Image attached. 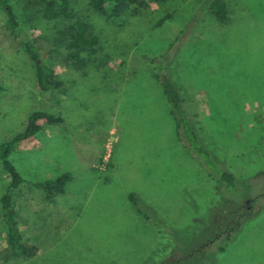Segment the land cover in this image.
Returning a JSON list of instances; mask_svg holds the SVG:
<instances>
[{"label":"rangeland","instance_id":"rangeland-1","mask_svg":"<svg viewBox=\"0 0 264 264\" xmlns=\"http://www.w3.org/2000/svg\"><path fill=\"white\" fill-rule=\"evenodd\" d=\"M212 1L149 0L119 28L90 0H70L74 18L56 21L38 0H11L22 36L46 46L43 60L65 83L49 93L39 90L35 64L0 9V143L34 111L54 113L62 122H41L11 159L29 181L72 175L51 200L31 188L17 194L23 240L35 254L15 257L1 207L9 176L0 165V264H264V0H224L225 25L211 15ZM77 23L98 44L70 60L76 52L63 34ZM172 44L170 77L199 106L200 138L236 175V191L176 136L152 62ZM255 197L263 211L220 253L225 241L216 233L231 231ZM247 212L242 222L256 214Z\"/></svg>","mask_w":264,"mask_h":264},{"label":"trees","instance_id":"trees-1","mask_svg":"<svg viewBox=\"0 0 264 264\" xmlns=\"http://www.w3.org/2000/svg\"><path fill=\"white\" fill-rule=\"evenodd\" d=\"M149 0H90V7L99 15L106 18L119 28H124L126 25L125 17H136L139 12V7L144 6ZM38 3L43 7V14L47 20H71L74 18L70 0H38ZM0 9L4 12L6 23L11 31L20 36L23 45L29 54L31 60L35 64L36 69V83L42 93H49L62 90L65 86L63 80L59 78L56 70L49 66L44 60L43 56L46 53V46L39 40H30L21 34L20 24L15 15L11 0H0ZM9 9V10H8ZM209 10L214 19L221 25H225L229 21V9L224 0H213L209 4ZM89 27L84 23H77L68 28V31L63 34L64 40L68 42L69 49L76 52L75 55L70 56V60H75L76 55L84 50L89 52L95 51V46L98 44V39L91 37L88 34ZM176 38L179 41L181 35ZM172 44L165 55L153 59V63L157 65V81L162 87L163 93L169 104L170 115L175 124V132L178 140L183 144L184 148L191 153L197 155L203 162V165L208 169L209 174L214 179H219L226 185L228 189L238 190V178L236 175L222 167L221 163L210 155L204 143L200 138L202 127L200 108L195 102L190 101L185 97L183 90L178 88L175 82L170 77L169 68L165 62L169 55ZM5 88L0 85V92ZM189 97V96H188ZM193 105H192V104ZM195 105V106H194ZM41 122L47 124H58L62 122V118L56 114L48 111H34L28 118L25 129L9 139L6 142L0 143V165L9 176V184L3 196L1 197L2 219L7 228V243L11 253L15 257H31L35 254L34 248L26 245L23 240V234L17 219V211L15 206V197L24 188H31L41 191L47 200L53 199L57 195L65 193L67 184L72 180L70 173H65L56 179H48L43 182H33L26 180L18 168L13 163L11 156L16 147L23 142L31 140L43 130ZM264 143V134L262 136ZM262 198L255 197L248 203V210L244 209L243 214L237 219V224L233 226L231 231L216 233L214 238L224 240L223 245H219L217 249L220 253L226 252L232 244L237 242L242 227L248 221L254 220L259 213L263 211L258 203ZM135 205H138L136 196L131 194L129 196ZM256 214L242 222L244 213L252 215ZM242 218V220H241ZM234 229V230H233Z\"/></svg>","mask_w":264,"mask_h":264},{"label":"water","instance_id":"water-1","mask_svg":"<svg viewBox=\"0 0 264 264\" xmlns=\"http://www.w3.org/2000/svg\"><path fill=\"white\" fill-rule=\"evenodd\" d=\"M9 10V9H8Z\"/></svg>","mask_w":264,"mask_h":264}]
</instances>
